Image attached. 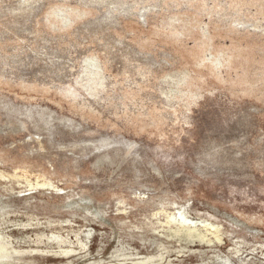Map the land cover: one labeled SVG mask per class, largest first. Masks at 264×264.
<instances>
[{"label": "rangeland", "instance_id": "374dc122", "mask_svg": "<svg viewBox=\"0 0 264 264\" xmlns=\"http://www.w3.org/2000/svg\"><path fill=\"white\" fill-rule=\"evenodd\" d=\"M0 264H264V0H0Z\"/></svg>", "mask_w": 264, "mask_h": 264}]
</instances>
